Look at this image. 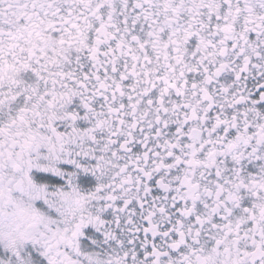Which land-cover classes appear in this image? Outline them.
<instances>
[{"label": "snow or ice", "instance_id": "snow-or-ice-1", "mask_svg": "<svg viewBox=\"0 0 264 264\" xmlns=\"http://www.w3.org/2000/svg\"><path fill=\"white\" fill-rule=\"evenodd\" d=\"M0 264H264V0H0Z\"/></svg>", "mask_w": 264, "mask_h": 264}]
</instances>
